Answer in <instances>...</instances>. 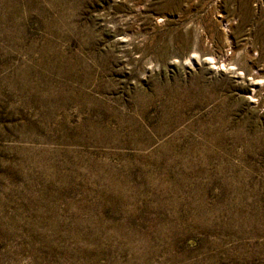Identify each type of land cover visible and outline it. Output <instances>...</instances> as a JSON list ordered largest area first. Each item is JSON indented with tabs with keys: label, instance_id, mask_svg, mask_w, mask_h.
<instances>
[{
	"label": "rangeland",
	"instance_id": "1",
	"mask_svg": "<svg viewBox=\"0 0 264 264\" xmlns=\"http://www.w3.org/2000/svg\"><path fill=\"white\" fill-rule=\"evenodd\" d=\"M0 264H264V0H0Z\"/></svg>",
	"mask_w": 264,
	"mask_h": 264
},
{
	"label": "bare ground",
	"instance_id": "2",
	"mask_svg": "<svg viewBox=\"0 0 264 264\" xmlns=\"http://www.w3.org/2000/svg\"><path fill=\"white\" fill-rule=\"evenodd\" d=\"M205 61H206L207 63H209V60L206 59Z\"/></svg>",
	"mask_w": 264,
	"mask_h": 264
}]
</instances>
